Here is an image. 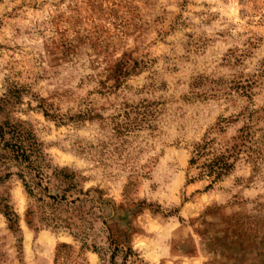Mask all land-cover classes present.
I'll return each mask as SVG.
<instances>
[{
	"label": "rangeland",
	"instance_id": "rangeland-1",
	"mask_svg": "<svg viewBox=\"0 0 264 264\" xmlns=\"http://www.w3.org/2000/svg\"><path fill=\"white\" fill-rule=\"evenodd\" d=\"M5 121L85 194L0 180V264H264V0H0Z\"/></svg>",
	"mask_w": 264,
	"mask_h": 264
},
{
	"label": "trees",
	"instance_id": "trees-1",
	"mask_svg": "<svg viewBox=\"0 0 264 264\" xmlns=\"http://www.w3.org/2000/svg\"><path fill=\"white\" fill-rule=\"evenodd\" d=\"M212 139H202L193 145L192 154L188 159V164H196L197 159L203 157L199 162V171L197 176L211 177L208 188L211 183L226 175L233 167L235 161L236 148L233 146L222 151H215L211 148ZM0 167L4 171L0 180L14 174L21 182L25 193L29 197L43 195L54 202L66 201V192L76 190L75 183H72L73 175L67 172L64 167H52V174L60 181L67 183V186L60 190V194H50L48 192L47 171L51 165L45 158L41 143L35 136L32 129L23 123L10 124L7 121L0 124ZM231 151V152H230ZM14 172H11V169ZM80 194H85L82 189H77L75 196L68 195V202L74 203L79 199ZM41 199V197H38ZM6 219L10 225L14 224L12 213L5 212ZM30 215L27 212V216ZM113 242L111 241V244ZM114 248H117L116 246ZM121 250V249H120ZM129 250V247H126Z\"/></svg>",
	"mask_w": 264,
	"mask_h": 264
}]
</instances>
